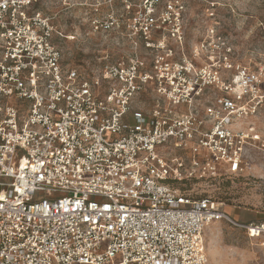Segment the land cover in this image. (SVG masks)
<instances>
[{
    "label": "built area",
    "instance_id": "2783aa9c",
    "mask_svg": "<svg viewBox=\"0 0 264 264\" xmlns=\"http://www.w3.org/2000/svg\"><path fill=\"white\" fill-rule=\"evenodd\" d=\"M36 1L0 0V264H208L213 222L264 234L197 190L264 148V68L188 46L179 0L92 6L127 52L68 67Z\"/></svg>",
    "mask_w": 264,
    "mask_h": 264
},
{
    "label": "rangeland",
    "instance_id": "374dc122",
    "mask_svg": "<svg viewBox=\"0 0 264 264\" xmlns=\"http://www.w3.org/2000/svg\"><path fill=\"white\" fill-rule=\"evenodd\" d=\"M124 1L136 0H37L33 9L50 17L57 32L69 37H53L62 51L64 65L85 68L102 63L105 55L112 61L126 54V43L121 44L124 48L117 47L114 34L107 40L91 34L87 22V16L93 13L90 6H99V14H103L109 6L120 10ZM179 1L186 7L188 46L207 42L203 52L219 54L224 42L233 60L253 70L264 68V0ZM246 126L264 140V105ZM246 161L247 170L242 175L197 190L213 197L234 222L264 224V148L250 150ZM203 244L208 264H264V234L250 235L225 220L209 225L203 233Z\"/></svg>",
    "mask_w": 264,
    "mask_h": 264
},
{
    "label": "crops",
    "instance_id": "0c3cea01",
    "mask_svg": "<svg viewBox=\"0 0 264 264\" xmlns=\"http://www.w3.org/2000/svg\"><path fill=\"white\" fill-rule=\"evenodd\" d=\"M91 8H92V6H90ZM91 16H93V13L92 14H89V16H87V17H91ZM87 20V19H86Z\"/></svg>",
    "mask_w": 264,
    "mask_h": 264
},
{
    "label": "bare ground",
    "instance_id": "6f19581e",
    "mask_svg": "<svg viewBox=\"0 0 264 264\" xmlns=\"http://www.w3.org/2000/svg\"><path fill=\"white\" fill-rule=\"evenodd\" d=\"M208 227H209V226H208ZM208 227H207V228H208ZM207 228H206V229H207ZM206 229H205V230H206ZM255 232H256V231H252V233H255Z\"/></svg>",
    "mask_w": 264,
    "mask_h": 264
}]
</instances>
